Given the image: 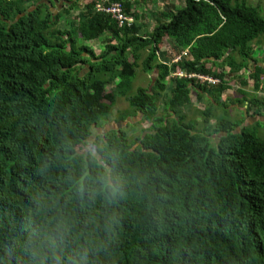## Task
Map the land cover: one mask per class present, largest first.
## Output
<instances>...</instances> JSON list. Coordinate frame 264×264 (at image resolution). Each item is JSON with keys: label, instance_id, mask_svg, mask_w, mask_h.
Segmentation results:
<instances>
[{"label": "trees", "instance_id": "16d2710c", "mask_svg": "<svg viewBox=\"0 0 264 264\" xmlns=\"http://www.w3.org/2000/svg\"><path fill=\"white\" fill-rule=\"evenodd\" d=\"M31 1L0 0V264H264V124L247 125L264 98L242 89L249 116L233 121L223 101L231 73L263 88L260 0H184L149 33L95 13L96 0L65 30L76 5L56 15ZM139 67L158 69L151 91L133 93ZM118 94L124 125L87 148ZM193 99L208 101L201 129L183 114ZM137 114L152 124L133 138Z\"/></svg>", "mask_w": 264, "mask_h": 264}, {"label": "rangeland", "instance_id": "374dc122", "mask_svg": "<svg viewBox=\"0 0 264 264\" xmlns=\"http://www.w3.org/2000/svg\"><path fill=\"white\" fill-rule=\"evenodd\" d=\"M251 1L254 3H257L259 0H251ZM176 3H178V0H163L161 2V4L159 2H153L151 0H142L140 2V12L147 13V19H144L143 21H141V24L138 23V24L143 26L142 32L148 33V31H150L152 26L155 24L154 22L157 21V20L155 21V16H156V15H154L155 13L151 14L153 12V10L156 11V14H159L163 10H167L169 8H172V5H176ZM260 4L264 6V0H260ZM148 5H152V8H153V5H156L157 9L149 10ZM81 8H82V1L79 4V9H81ZM181 8H182V6H181ZM78 16H79V12L71 13V15L67 18V22L65 21V23L70 22V20L73 18L75 20ZM67 26H68L67 24L62 23V28L68 29L69 27H67ZM103 36H109V33L106 32ZM102 39H104V38H102ZM102 39L97 41V42H94V44L90 43L96 48V50L98 52H100L103 48ZM257 47H260L261 49L264 50V42H262L261 44H258ZM160 55L162 56V54H160ZM167 55L170 57L169 53ZM166 58H168V57H166ZM161 59H162V57H161ZM263 60L264 59H260L262 64L264 62ZM228 68L229 67H226L227 72L229 71V70H227ZM252 68H254V66H252ZM139 70L141 71V69H139ZM233 75H232V77L235 76V75L234 76ZM153 77L156 78V74L153 75V73H151V74L145 75V74H142L141 72L139 74H137V76L134 78L133 93L136 91V89L138 87L151 88V86L153 85ZM240 81L238 80L239 83H240ZM115 87H116V85L112 84L109 86V89L112 90ZM167 87H169V86H167ZM165 95H168V96L170 95V89L169 88L165 92ZM240 97H242V96L240 95ZM234 98H235L234 96H227L226 100H225L228 103V106H230V108H231L230 111H232L233 115L230 113L229 116H227L226 111L222 110V108H220V106H219V103H217L216 109L219 110L218 114L221 115L220 117L227 116L226 118L232 119V121H233L235 118V115L238 116L236 114V112H243L245 110L244 108H246V106L243 105V103H241V105L238 107H232V103H235ZM158 107H159L158 113H160V115H162L163 114V108H164L163 102H160ZM207 107H208V101H205V100H199L198 101V100L193 99L191 105H188V108H186L185 110L183 109V114L186 116V122L196 123V127L198 129H201V125H203V117H201L199 113L202 111H205L207 109ZM128 111L129 112L131 111V107H130V103H129L128 99L125 97H122L120 94H118V101H117L116 106L114 108V111L110 117V119L112 120L111 123H110V121L103 122L101 127L96 128L94 130V134H93L92 138L89 140V146L87 148H91L94 151V147H93L94 144L93 143L98 138L97 137L98 135L103 134L105 132H109L111 129H114V128L120 129L121 128L120 125L116 124L114 121H117V119H118L117 117L119 116L120 113H124V112H128ZM158 113L156 115H159ZM137 115L135 117H133L132 119H129L130 124L123 128L131 136H133V138L138 136L139 134L144 135L150 129L151 124H152L151 123V119H152L151 116L145 117L142 114L138 115V116ZM212 123H215V122L213 121ZM256 123L257 122L249 121V123L247 125H255ZM125 125H127V123ZM259 131H260V135L264 137V127L263 126L261 127V129ZM218 142H219V137L215 136L214 137V143H218ZM83 149H84V151H86V148H83Z\"/></svg>", "mask_w": 264, "mask_h": 264}, {"label": "crops", "instance_id": "0c3cea01", "mask_svg": "<svg viewBox=\"0 0 264 264\" xmlns=\"http://www.w3.org/2000/svg\"><path fill=\"white\" fill-rule=\"evenodd\" d=\"M82 1V8L81 9H79V4H80V2ZM132 1V3H133V6H132V8H136V10H137V12H139L138 13V15H137V18L136 17H133L134 18V21H135V25H138V26H142V25H140L141 24V21H143L144 19H147V13H144V12H140V2L142 1V0H131ZM151 1H153V2H159L160 4H161V2L163 1V0H151ZM33 2H34V0H32L30 3H29V5H32L33 4ZM44 3H46V4H48L49 5V8L53 11V12H56V15L58 14V13H60V12H66L67 11V9H68V6H71V5H76L75 6V8L71 11V13H73V12H85V9H84V11H82L83 10V8H84V4H85V0H39V2H38V0H36V4H44ZM96 3H97V0H96ZM96 3H95V5H96ZM183 6L184 5V0H178V3H176V5H172V6ZM148 9L149 10H152V9H157V6L156 5H153V8H152V5H148ZM93 11L95 12V8L93 9ZM163 11H166V10H163ZM163 11H161V12H163ZM70 12V11H69ZM71 13H70V15H71ZM95 13H98V12H95ZM155 13V14H154ZM151 14H154V15H156L155 16V21L156 20H160L161 19V17H157V15L158 14H156V11L155 10H153V12L151 13ZM69 15V16H70ZM69 16H67V17H64L63 19H62V21L60 22V27L62 28V23H64V24H69V22L68 23H65V21L67 22V18L69 17ZM72 20H74V18L73 19H71L70 21H72ZM75 20H77V18L75 19ZM157 22V21H156ZM156 22H154L155 24L152 26V28L150 29V31L154 28V26L156 25ZM138 23H140V24H138ZM68 27V26H67ZM62 29H64V28H62ZM66 30V29H65ZM142 30V29H141ZM150 31H148V33L150 32ZM140 33H143L142 31H140ZM107 36H103V37H101V38H99L98 40H96V41H92L91 43L92 44H94V42H97V41H99V40H101L102 38H106ZM91 44V45H92ZM94 49H96V48H94ZM163 52V51H162ZM166 53V52H165ZM186 52H184L183 53V55H186L185 54ZM256 57L257 58H259V59H264V50L263 49H261L260 47L256 50ZM160 54H162V56L160 55V59H161V57H162V61H164L165 62V60L166 61H170V58H167L166 59V57H168V53L164 56V54L163 53H160ZM164 57H165V59H164ZM177 58L178 57H176V58H174L173 60L174 61H176L177 60ZM264 61V60H263ZM167 63H170V62H167ZM263 65H264V62H263ZM139 69H141V67H139L138 69H137V72H136V76H137V74H139L140 72L142 73V74H145V75H148V74H151V73H153V75L154 74H156V78H154L153 77V85L151 86V88H147V87H144V88H147L148 89V91H151L153 88H154V86H155V84H156V80H157V78H158V75H159V71H158V69H154L153 71H151V72H144L142 69H141V71L139 70ZM139 70V71H138ZM227 70H229V68L227 69ZM244 73H245V71H244ZM249 73V72H248ZM248 73H246V74H248ZM175 75V74H174ZM180 75V74H179ZM232 73L231 74H229V78H231V79H233V80H235V81H233V87L231 88V89H229L224 95H223V101H225V99H226V97L227 96H234L235 98H234V102L235 103H232V107H238V106H240V103L241 102H238L240 99L241 100H244V98H245V96H244V94L242 93V89H244V90H246V91H248V93H250L248 96L249 97H254V96H259L260 98H264V80H263V84H262V89H260V90H257L255 87H254V85L253 84H250L249 86H245V85H243V82H242V80L240 79V78H236V77H232ZM235 75V74H234ZM233 75V76H234ZM238 80L240 81V83L238 82ZM172 85H173V83H172V80L171 79H169L168 80V82H167V86H171L172 87ZM232 94V95H231ZM235 94V95H234ZM240 95L242 96V97H240ZM239 97V98H238ZM247 107H248V105L246 106V108H244L245 110H244V112L246 113V114H248V110H247ZM250 111H251V114L253 115V113H255V111H256V108H252V109H250ZM138 115H141V114H138ZM137 115V116H138ZM249 116V115H248ZM257 118V120L258 121H261V122H263L264 123V115L263 116H260V115H256V117L255 116H252L251 118H250V120L249 119H247V122L249 123V121H253V122H255L252 118ZM118 118V117H117ZM133 118V117H132ZM131 118V119H132ZM248 118V117H247ZM111 119H110V123H111ZM257 121V122H258ZM116 124H119L120 125V127H122L124 124H121V123H119L118 122V119H117V121H114ZM113 124V123H112ZM111 130H117V128H114V129H111ZM110 130V131H111Z\"/></svg>", "mask_w": 264, "mask_h": 264}, {"label": "built area", "instance_id": "2783aa9c", "mask_svg": "<svg viewBox=\"0 0 264 264\" xmlns=\"http://www.w3.org/2000/svg\"><path fill=\"white\" fill-rule=\"evenodd\" d=\"M95 12L111 16L120 26L135 24L134 18H130L126 15L124 3L119 0H97ZM198 78L200 81L209 82L211 84L220 83V79L206 75H198Z\"/></svg>", "mask_w": 264, "mask_h": 264}, {"label": "water", "instance_id": "95a60500", "mask_svg": "<svg viewBox=\"0 0 264 264\" xmlns=\"http://www.w3.org/2000/svg\"><path fill=\"white\" fill-rule=\"evenodd\" d=\"M246 115H248V114H246ZM253 120L255 121V122H257L258 120H257V118H253ZM252 122V121H251Z\"/></svg>", "mask_w": 264, "mask_h": 264}, {"label": "flooded vegetation", "instance_id": "af4514ba", "mask_svg": "<svg viewBox=\"0 0 264 264\" xmlns=\"http://www.w3.org/2000/svg\"><path fill=\"white\" fill-rule=\"evenodd\" d=\"M106 133V132H105ZM105 133H103V134H105Z\"/></svg>", "mask_w": 264, "mask_h": 264}]
</instances>
